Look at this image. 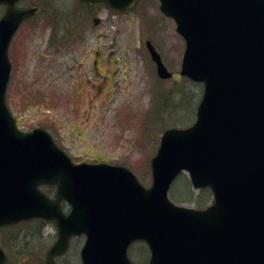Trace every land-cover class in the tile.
<instances>
[{"label": "water", "instance_id": "water-1", "mask_svg": "<svg viewBox=\"0 0 264 264\" xmlns=\"http://www.w3.org/2000/svg\"><path fill=\"white\" fill-rule=\"evenodd\" d=\"M80 1L124 11L136 0ZM159 1L185 41L179 73L203 92L193 125L161 133L148 188L123 166L75 163L45 129L16 128L4 104L7 49L35 9L9 8L0 20V225L54 221L58 241L45 264L79 234L86 235L83 264H132L126 248L134 240L146 242L147 264H264V0ZM145 45L157 76L171 78ZM181 171L194 190L210 188L211 205L198 210L169 200ZM43 183L56 185L53 198L38 190Z\"/></svg>", "mask_w": 264, "mask_h": 264}, {"label": "rangeland", "instance_id": "rangeland-1", "mask_svg": "<svg viewBox=\"0 0 264 264\" xmlns=\"http://www.w3.org/2000/svg\"><path fill=\"white\" fill-rule=\"evenodd\" d=\"M25 2L44 12L25 21L9 46L12 71L6 100L17 128H45L74 162L121 165L149 187V161L162 130L190 126L202 93L200 84L179 75L184 41L173 20L162 15L157 0H139L132 11L119 15L95 6L91 11L100 19L97 26L88 17L90 9L77 0ZM81 16L85 31L76 34ZM52 34L58 43L51 41ZM146 40L161 55L171 79L156 76ZM40 189L53 196V189ZM205 192L192 190L182 173L171 184L168 198L201 208L212 200L210 191ZM27 225L36 236L37 224ZM46 226L45 234L51 236L54 229ZM34 241L32 262L40 260V248L52 242L51 237ZM131 256L143 264L148 252L137 246Z\"/></svg>", "mask_w": 264, "mask_h": 264}, {"label": "flooded vegetation", "instance_id": "flooded-vegetation-1", "mask_svg": "<svg viewBox=\"0 0 264 264\" xmlns=\"http://www.w3.org/2000/svg\"><path fill=\"white\" fill-rule=\"evenodd\" d=\"M102 6V4H84V7L87 9L94 8L95 6ZM34 7L32 3H26L25 0H20L16 5L15 8L24 9ZM38 9L42 12L44 10L37 6ZM7 6L4 4L0 5V17L3 16L5 13ZM109 12H112L114 14H118L113 12L112 10L106 9ZM53 14V19L55 18ZM61 16L64 14L59 13ZM119 15V14H118ZM88 17L91 19V22L93 23V19L96 18V14L91 11ZM86 18V17H85ZM80 22L77 23V27L75 29L76 34H82V32L85 31V24H84V18L81 16ZM54 22V21H53ZM70 26V25H69ZM55 29H58V25L56 26V23L54 24ZM55 189V186H53ZM203 208V207H201ZM30 223H36L37 225L33 226V228H37L34 232L37 234L35 236L34 233H29L30 231L27 229L28 227H31L27 224ZM46 225L52 227L54 231L52 232L51 236H46L44 227H47ZM47 237H51V244L48 247L40 248L42 257L38 261H31V251L36 248L37 242L34 241V239L38 241H42V239H45ZM58 240V231L56 228V225L54 222L51 221H45V220H28V221H19L11 224H4L0 226V251L2 252L3 256L5 257V262L1 264H45V257L48 249ZM86 240L85 235H77V236H70L67 240V243L65 245L64 250L57 256L54 257L53 261L54 264H82L81 263V250L84 246ZM139 247L148 252L147 245L144 242H133L131 243L127 248V256L128 259L138 264L136 261L132 259V253L135 249V247ZM38 249V248H37ZM12 257H14L12 259ZM18 257L19 261L14 262V259ZM148 259V258H147ZM147 262V261H146Z\"/></svg>", "mask_w": 264, "mask_h": 264}, {"label": "trees", "instance_id": "trees-1", "mask_svg": "<svg viewBox=\"0 0 264 264\" xmlns=\"http://www.w3.org/2000/svg\"><path fill=\"white\" fill-rule=\"evenodd\" d=\"M55 36H57V35H54V34H52V36H51V41H53L54 43H58L57 41H55L56 39H55ZM98 91H99V89H98ZM202 192H203V194H205L206 192L205 191H201V193L200 194H202ZM198 197V196H197ZM200 197V196H199ZM195 204H198V203H196V202H194Z\"/></svg>", "mask_w": 264, "mask_h": 264}]
</instances>
